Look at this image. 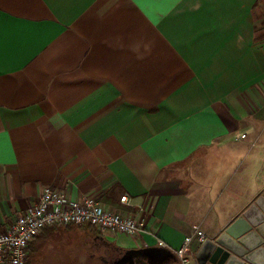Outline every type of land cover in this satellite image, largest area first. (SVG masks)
Wrapping results in <instances>:
<instances>
[{
	"label": "crops",
	"instance_id": "0c3cea01",
	"mask_svg": "<svg viewBox=\"0 0 264 264\" xmlns=\"http://www.w3.org/2000/svg\"><path fill=\"white\" fill-rule=\"evenodd\" d=\"M45 186L119 246L218 234L264 193V0H0V231Z\"/></svg>",
	"mask_w": 264,
	"mask_h": 264
},
{
	"label": "built area",
	"instance_id": "2783aa9c",
	"mask_svg": "<svg viewBox=\"0 0 264 264\" xmlns=\"http://www.w3.org/2000/svg\"><path fill=\"white\" fill-rule=\"evenodd\" d=\"M245 137L243 133L239 139ZM120 200L126 201V195ZM71 224L88 225L101 235L119 232L136 236L146 227L144 219L109 209L97 196L69 199L61 190L45 186L36 202L16 215L6 230L0 231V264H28L27 247L44 228ZM207 238L200 228L185 236L175 250L181 264L189 261L192 245L199 246Z\"/></svg>",
	"mask_w": 264,
	"mask_h": 264
},
{
	"label": "water",
	"instance_id": "95a60500",
	"mask_svg": "<svg viewBox=\"0 0 264 264\" xmlns=\"http://www.w3.org/2000/svg\"><path fill=\"white\" fill-rule=\"evenodd\" d=\"M145 260L181 264L165 246L143 248ZM195 264H264V193L255 196L241 212L208 237L194 251Z\"/></svg>",
	"mask_w": 264,
	"mask_h": 264
},
{
	"label": "rangeland",
	"instance_id": "374dc122",
	"mask_svg": "<svg viewBox=\"0 0 264 264\" xmlns=\"http://www.w3.org/2000/svg\"><path fill=\"white\" fill-rule=\"evenodd\" d=\"M88 230H90L88 225L50 227L32 243V247L28 250V264H79V261L84 259L82 252L88 246L83 239ZM110 237L111 241L118 243L136 242L133 236L119 232L110 233Z\"/></svg>",
	"mask_w": 264,
	"mask_h": 264
},
{
	"label": "flooded vegetation",
	"instance_id": "af4514ba",
	"mask_svg": "<svg viewBox=\"0 0 264 264\" xmlns=\"http://www.w3.org/2000/svg\"><path fill=\"white\" fill-rule=\"evenodd\" d=\"M83 239L88 246L83 250L84 259L79 264H161L147 262L143 248L119 246L109 235H101L93 229L88 230Z\"/></svg>",
	"mask_w": 264,
	"mask_h": 264
},
{
	"label": "trees",
	"instance_id": "16d2710c",
	"mask_svg": "<svg viewBox=\"0 0 264 264\" xmlns=\"http://www.w3.org/2000/svg\"><path fill=\"white\" fill-rule=\"evenodd\" d=\"M50 227H52V226H49V227L44 228L43 231H42L41 233L44 234L47 230H49ZM37 237H38V236H37ZM37 237H36V238H37ZM36 238H35V239H36ZM35 239H34V240H35ZM30 244H32V242H30ZM30 244H29V245H30Z\"/></svg>",
	"mask_w": 264,
	"mask_h": 264
}]
</instances>
